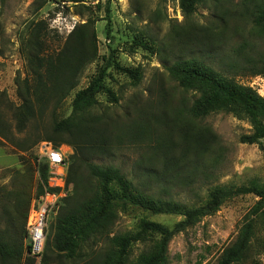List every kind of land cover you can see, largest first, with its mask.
I'll return each instance as SVG.
<instances>
[{
	"label": "rangeland",
	"instance_id": "rangeland-1",
	"mask_svg": "<svg viewBox=\"0 0 264 264\" xmlns=\"http://www.w3.org/2000/svg\"><path fill=\"white\" fill-rule=\"evenodd\" d=\"M34 1L0 0V92L5 95L0 109L11 127L14 141L33 137L30 127L18 134L11 118L12 107L20 104L17 81L21 82L27 76L19 35L31 21H44L50 32L44 40V51L53 54L60 51L75 26L91 18L96 21V56L84 69L78 86L62 103L57 116L59 119L69 117L74 95L105 71L103 83L117 102H111L105 92L99 93L96 113L107 114L112 121L113 137L119 142L114 140L117 146L112 157L95 160V164L116 166L127 179L144 184L153 196L189 207L203 204L215 187L238 188L251 181L264 182V160L259 147L239 143L240 136L248 134L250 127L231 114L217 112L196 121V127L210 130L215 138L198 162L197 172L188 167L182 178L170 179L174 172L169 170L163 174L166 158L157 149L159 145L180 143L182 122L193 100V94L179 88L164 66L190 58L218 65L217 56L229 54L244 43L264 52V39L257 37L248 21L239 16L242 0H219L221 4L217 9L221 11L209 1L197 6L190 17L183 16L179 0H115L107 18L104 1L92 13L82 9L81 14L71 0H46L39 11L35 10ZM98 3L93 0L87 5ZM223 10L236 12V15H230L223 22L218 18ZM143 45L151 50L144 49ZM125 69H139L141 78L137 84ZM234 80L264 98V77L242 71L234 75ZM48 123L49 116H46L40 124L47 127ZM134 135L143 136L137 139L132 137ZM59 150L66 156L72 154L68 146L62 145ZM173 150L180 152V147ZM176 152L173 157H178ZM34 153L35 148L22 152L7 142L0 145V230L14 232L17 227V236L20 220L14 204L17 196L22 201L27 200L28 194L30 198L34 196L31 188V157ZM191 160L193 156L185 159ZM160 174L163 176L156 181L154 177ZM257 201L252 195L228 200L213 215L174 235L167 249V264H214L221 250L235 241L243 217ZM57 212L58 208L48 221L47 231ZM141 220L171 230L182 218L152 215L127 207L120 212L112 234L135 232ZM259 237L264 238V229ZM104 245L105 242L100 243L96 248L99 250ZM144 249V244L133 245L129 263ZM251 250L253 256L254 249ZM260 259L263 264L264 255Z\"/></svg>",
	"mask_w": 264,
	"mask_h": 264
},
{
	"label": "trees",
	"instance_id": "trees-1",
	"mask_svg": "<svg viewBox=\"0 0 264 264\" xmlns=\"http://www.w3.org/2000/svg\"><path fill=\"white\" fill-rule=\"evenodd\" d=\"M92 1L71 0L74 7L80 9V14L83 10L92 13L104 1L106 18L115 0H98V5L88 6V2ZM209 1L216 5V9L221 4L219 0H179V7L183 16L190 17L197 6ZM34 3L35 10L39 11L46 0H35ZM240 3L239 16L248 21L257 37L264 39V0H242ZM232 14L236 15V12L223 10L218 18L224 22ZM95 22L89 18L75 26L60 51L48 54L44 51V40L50 32L44 21H31L19 35L20 52L27 63V76L21 82L17 81L20 104L12 107L11 118L18 134L30 127L33 137L14 141L11 127L0 109V145L7 142L22 152L35 148L31 157L34 198L45 190L53 191L47 186L48 165L37 163L38 144L50 143L55 150L62 145L72 149V154L66 156L65 184L69 188L66 197L58 201V212L47 231L40 264H130L131 248L137 243L144 244L145 249L131 264H167V249L174 235L213 215L224 202L246 195H252L258 201L243 217L235 241L221 250L214 264H262L260 257L264 255V238L259 234L264 229V182L251 181L238 188L218 186L203 204L189 207L153 196L144 184L127 179L116 166L95 164V160L112 157L116 142H119L113 137L112 121L107 114L96 113L99 93L105 92L111 102H117L103 83L105 71L74 95L69 117L58 118L57 112L62 103L78 86L84 69L96 56ZM143 47L151 50L146 45ZM217 57L218 65L214 66L196 58L178 59L164 66L179 88L193 94L182 122L180 143L157 147L166 158L163 174L169 170L174 172L170 179L182 178L188 167L194 172L199 171L198 162L215 138L210 130L198 128L195 123L217 112L231 114L247 122L250 131L240 136L239 143L258 146L264 160V98L234 80V75L242 71L264 77V52H258L244 43L231 53ZM125 73L134 84L141 78L139 69H125ZM4 98L5 95L0 92V107ZM46 116H49L47 127L40 124ZM142 136L132 137L140 139ZM179 147L180 152L173 150ZM174 152L178 157L172 156ZM188 156H193V160L185 161ZM163 174L155 176V180L158 181ZM32 198L30 194L25 201L16 197L14 210L20 220L19 236L17 227L14 232L0 230V264L36 263L25 243V222ZM127 207L152 215H176L182 220L171 230L141 220L135 232L112 234L120 212ZM103 242L105 245L98 250L96 246ZM251 249H254L253 256Z\"/></svg>",
	"mask_w": 264,
	"mask_h": 264
},
{
	"label": "built area",
	"instance_id": "built-area-1",
	"mask_svg": "<svg viewBox=\"0 0 264 264\" xmlns=\"http://www.w3.org/2000/svg\"><path fill=\"white\" fill-rule=\"evenodd\" d=\"M42 162L48 165L47 186L53 191L45 190L42 195L32 199L25 222L26 245L36 264H40L44 252L48 221L58 208V201L66 197L69 188L65 184V154L59 149L55 150L50 143L42 142L37 146V163Z\"/></svg>",
	"mask_w": 264,
	"mask_h": 264
}]
</instances>
